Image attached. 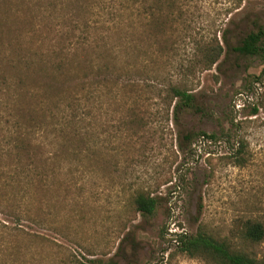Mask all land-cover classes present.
Segmentation results:
<instances>
[{
    "label": "rangeland",
    "instance_id": "obj_1",
    "mask_svg": "<svg viewBox=\"0 0 264 264\" xmlns=\"http://www.w3.org/2000/svg\"><path fill=\"white\" fill-rule=\"evenodd\" d=\"M254 21L264 27V0H0L1 56L15 43L30 52L90 37L113 45L127 70L93 95L85 80L78 118L58 112L47 139L33 137L36 155L19 157L18 124L52 103L41 83L34 90L37 76L25 88L21 73L0 76V264H218L181 251V237L200 230L264 259V240L243 237L248 221L264 225V62L226 56V39L235 44ZM219 48L209 67L205 54ZM171 86L201 111L176 118ZM64 90L55 100L74 87ZM187 133L193 143L180 150ZM239 138L243 161L233 156ZM141 193L157 199L152 216L136 208Z\"/></svg>",
    "mask_w": 264,
    "mask_h": 264
},
{
    "label": "trees",
    "instance_id": "obj_2",
    "mask_svg": "<svg viewBox=\"0 0 264 264\" xmlns=\"http://www.w3.org/2000/svg\"><path fill=\"white\" fill-rule=\"evenodd\" d=\"M167 1L172 0H157ZM254 29L240 36L235 44H230L226 39V56L229 54L242 58H258L264 62V27L258 24L257 21L253 23ZM24 43L12 44L13 50L10 55L0 54V76H3V81L8 82L6 74L10 70L21 73L23 76L19 79V84L16 87L26 86L29 77L37 76L38 79L34 82V90H38L39 84H42L44 97L49 100L46 105L48 108H36L29 112L30 123L29 126L23 123L18 124L16 134L12 142L13 149L17 150V156L20 154H28L37 152V149L42 147V142H37L33 137L38 135L41 140V132L45 131L47 139L49 133V126L58 112L65 114L71 112V121L78 118L77 112L79 110V91L84 85L85 80L90 78L91 90L93 95L97 88L103 84L110 82H117L118 80H125L127 74L125 66L119 67L122 55L119 51L112 47H105L101 50L97 40H91L90 37L68 38L63 46L53 45L49 49H42V46L33 48L30 52H23ZM16 50V52H14ZM87 51V53H86ZM222 48L211 50L205 54L206 63L212 67L216 65L223 55ZM221 63L217 65L220 69ZM45 71V73H43ZM81 73V74H80ZM83 74V77L81 75ZM61 77H68V79L61 80ZM255 80H249L244 86L247 92H253L254 84L258 83V77ZM127 80L129 78L127 77ZM32 82V80L30 81ZM8 84V83H7ZM11 84V83H10ZM21 84V85H20ZM74 87V91L69 94L68 99H56V96L63 95L65 88ZM79 89V91H78ZM78 92V94H77ZM167 95L173 100H176L174 105V115L179 117L185 110L201 111V105L198 103L197 97L179 86H171L167 89ZM91 99V98H90ZM60 103V104H59ZM65 104L66 110L64 109ZM262 108L261 104H255L251 107V116H256ZM63 121L66 120L62 115ZM62 124V123H61ZM232 125L236 130L241 128L240 123ZM62 124V129H63ZM31 128V131L29 130ZM205 138L216 141L218 138L214 135H207L202 133ZM195 135L185 134L183 140L180 141V150H185L192 145ZM238 147L234 150V158L239 161L245 149V142L242 138L237 141ZM135 204L138 212L143 216H152L158 205L157 199L152 196L138 194L135 199ZM201 212L199 213V215ZM243 237L251 242H261L264 240V225L260 222L248 221L244 226ZM181 251L191 257H205L212 259L218 264H264V259H256L241 251L234 250L231 245L225 241L215 238L205 231H198L194 235H186L181 237ZM88 264H99L91 262ZM108 264H119L117 261H111Z\"/></svg>",
    "mask_w": 264,
    "mask_h": 264
}]
</instances>
